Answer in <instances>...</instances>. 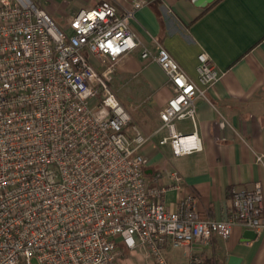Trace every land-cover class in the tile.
<instances>
[{
	"label": "built area",
	"instance_id": "2783aa9c",
	"mask_svg": "<svg viewBox=\"0 0 264 264\" xmlns=\"http://www.w3.org/2000/svg\"><path fill=\"white\" fill-rule=\"evenodd\" d=\"M128 2L81 10L66 30L32 0L0 6V264H119V242L169 264L167 244H208L234 227L264 230L259 182L233 190L220 220L202 216L192 193L176 211L164 206L169 189L181 190L176 172L170 185L148 182L142 148L149 138L130 125L109 87L117 63L138 46L130 23L143 2ZM153 59L172 90L158 111L168 130L159 144L175 157L202 151L196 101L208 100L222 73L205 53L196 81L165 49ZM184 120L191 132L176 131L174 122Z\"/></svg>",
	"mask_w": 264,
	"mask_h": 264
},
{
	"label": "crops",
	"instance_id": "0c3cea01",
	"mask_svg": "<svg viewBox=\"0 0 264 264\" xmlns=\"http://www.w3.org/2000/svg\"><path fill=\"white\" fill-rule=\"evenodd\" d=\"M10 0H0L3 2ZM54 21L68 20L104 0H34ZM126 7L128 0H114ZM143 6L130 23L138 46L114 68L109 87L130 116L131 124L149 138L142 148L149 183L167 186L169 175L181 177V190L169 189L166 208L176 211L178 200L192 193L197 210L209 219L225 217L233 190L259 182L263 193L264 222V0H214L200 6L195 0H140ZM165 49L186 75L196 81L197 56L205 53L221 79L207 90V101H196V130L202 151L175 157L161 128L159 109L171 97L167 78L154 61ZM148 56L142 58V53ZM93 62L97 63L95 59ZM103 68L98 67L101 71ZM124 89L125 97H120ZM177 132L193 130L188 120L176 121ZM131 134V133H129ZM261 161H257V158ZM234 227L227 239L213 236L208 244L163 250L169 264H264V230L255 238ZM119 264H153L144 250L117 244Z\"/></svg>",
	"mask_w": 264,
	"mask_h": 264
},
{
	"label": "water",
	"instance_id": "95a60500",
	"mask_svg": "<svg viewBox=\"0 0 264 264\" xmlns=\"http://www.w3.org/2000/svg\"><path fill=\"white\" fill-rule=\"evenodd\" d=\"M195 1H196V4H198L200 6H204L206 4L212 3L214 0H195ZM244 236L247 238H255L256 234L253 233L252 231H246ZM229 261L231 264L238 262L237 258H234V257H231Z\"/></svg>",
	"mask_w": 264,
	"mask_h": 264
},
{
	"label": "rangeland",
	"instance_id": "374dc122",
	"mask_svg": "<svg viewBox=\"0 0 264 264\" xmlns=\"http://www.w3.org/2000/svg\"><path fill=\"white\" fill-rule=\"evenodd\" d=\"M34 3L35 1L32 0ZM56 25L58 26L59 29L61 30H66L67 24L65 20H57L55 21ZM120 97H125L127 95V90L124 89L121 93H118ZM128 134L130 133L129 128L127 129ZM32 264H36L35 260H32Z\"/></svg>",
	"mask_w": 264,
	"mask_h": 264
}]
</instances>
